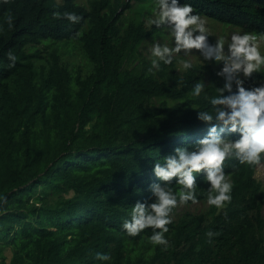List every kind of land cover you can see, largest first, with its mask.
<instances>
[{"label": "trees", "instance_id": "obj_1", "mask_svg": "<svg viewBox=\"0 0 264 264\" xmlns=\"http://www.w3.org/2000/svg\"><path fill=\"white\" fill-rule=\"evenodd\" d=\"M179 2L264 39V0ZM152 5L0 0V264H101L98 252L110 264H264L258 165L234 157L223 165L231 200L175 220L173 208L167 246L149 240L151 228L137 236L122 228L132 206L152 202L155 161L207 134L197 112L212 110L209 100L224 83L197 65L148 71L143 47L170 30L132 16ZM66 12L80 22L57 15ZM199 80L205 91L193 97ZM262 82L264 66L244 86ZM196 183L198 203H207L203 173ZM170 186L182 187L175 178Z\"/></svg>", "mask_w": 264, "mask_h": 264}, {"label": "clouds", "instance_id": "obj_2", "mask_svg": "<svg viewBox=\"0 0 264 264\" xmlns=\"http://www.w3.org/2000/svg\"><path fill=\"white\" fill-rule=\"evenodd\" d=\"M153 18H146L150 28L166 26L174 39L169 47L153 41L150 46L151 67L160 70L161 64L171 65L173 57L183 52L184 56L193 55L195 50L201 63L212 62L222 65L217 77L223 78V86L216 88L217 95L210 98L211 111H198L197 119L208 126L207 134L196 141L192 147H177L174 154L153 164V174L159 182L149 186L151 203L137 202L131 207L130 218L124 220L123 230L129 236H137L146 228L153 229L149 240L154 245L167 246L165 234L172 221L170 213L177 203H198L197 176L203 173V182L208 185L207 204L223 207L231 200L232 183L224 171L226 159L235 158L241 164L260 165L264 160V83L246 88L245 81L264 66L259 37L251 33H233L230 41L221 38L209 42V28L204 19L193 14L190 4L179 0H155ZM62 18L72 24L80 22L75 13H63ZM8 59L15 63L16 57L9 53ZM179 64L185 71L193 68L189 59H180ZM11 66V65H10ZM203 80L197 81L191 91L199 97L205 91ZM227 93V94H226ZM232 134L238 138L231 139ZM181 185L178 192L170 186ZM159 230V231H156ZM211 239L215 233L208 232ZM95 259L101 264H110L111 256L96 253Z\"/></svg>", "mask_w": 264, "mask_h": 264}, {"label": "rangeland", "instance_id": "obj_3", "mask_svg": "<svg viewBox=\"0 0 264 264\" xmlns=\"http://www.w3.org/2000/svg\"><path fill=\"white\" fill-rule=\"evenodd\" d=\"M57 1L60 4L62 3V0H57ZM155 6L156 5H152L149 8L148 7H144L145 9L142 10V11L139 10V9L134 10L133 13H132V16L133 17L143 18L144 22H145V25H146V18H153L154 17ZM203 19L205 21L206 27H208L209 30H210V32H209V35H210L209 42L210 43H214L215 40L223 38L226 41L225 47H227V42L230 41L231 35L233 33H237V32H239L241 34L246 33V32H243V31L236 30L235 28H232V27H229V28L221 27L219 25V23H217L215 21H212V20H209L207 18H203ZM155 41L161 43L162 45H166V46H169V47H173L174 46V39L170 35V30H168V32H166L164 34L163 38L155 40ZM152 42L153 41L147 42L145 44V46L143 47L144 55L147 58H150V56H151L150 46H151ZM257 43L259 44L261 54L264 55V39L259 38ZM191 51H192L193 55L184 56L183 52H181L180 54H178V56L173 57V63L171 64L172 65L171 68H174L178 72L181 69V66L179 64V60L180 59H189V60H191L193 62V65H197V66H200V67L204 68V70L206 72L204 74V76L206 77V79L208 78L207 74H209V72L211 70H214L216 72L220 71V68L222 67V65H216V64H214L212 62L201 63V57L199 56V54L196 53L195 50H191ZM262 83H264V82H262ZM255 178L264 187V163H261L260 165L257 166L256 172H255ZM208 208H209V205L207 203H195V204H185V203L184 204H180L179 203L175 207V212H174V215H172V216H173V218L175 220L178 216H182V215H184L186 213L199 214V213H201L202 211H205ZM6 256H7L8 259L10 258V254L9 253H7Z\"/></svg>", "mask_w": 264, "mask_h": 264}]
</instances>
